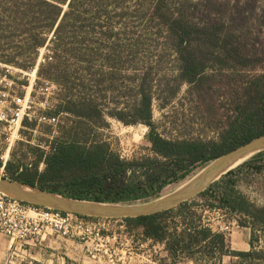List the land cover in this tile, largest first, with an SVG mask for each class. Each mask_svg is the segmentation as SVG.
Here are the masks:
<instances>
[{"label":"trees","instance_id":"16d2710c","mask_svg":"<svg viewBox=\"0 0 264 264\" xmlns=\"http://www.w3.org/2000/svg\"><path fill=\"white\" fill-rule=\"evenodd\" d=\"M136 20L147 24L140 34ZM154 29L163 37L157 52L146 47ZM43 48L36 85L41 80L57 91L56 103L40 115L66 122L46 141L49 152L28 146L33 162L7 163L4 177L13 181L79 200L146 203L264 135V72L253 73L264 67V0H0V63L32 71ZM218 77L230 80L233 109L217 137L163 135L153 120L154 101L165 109L184 86L191 98L202 97ZM108 119L145 125L150 155L125 159L100 140ZM23 126L28 135L38 118H25ZM261 174L264 151L176 208L122 220L133 241L162 246L159 264H222L228 257L230 264H264V248L257 247L264 240V203L241 190ZM205 210L236 215L251 230L250 249L233 250L227 235L204 224Z\"/></svg>","mask_w":264,"mask_h":264},{"label":"rangeland","instance_id":"374dc122","mask_svg":"<svg viewBox=\"0 0 264 264\" xmlns=\"http://www.w3.org/2000/svg\"><path fill=\"white\" fill-rule=\"evenodd\" d=\"M64 9L66 10L67 6ZM145 25L147 24H141V22L136 20L133 26L136 28L137 34H140L145 31ZM51 38H53V32L49 33L48 42H50ZM149 38L146 47L149 49L153 48L152 50L157 52V48L163 44V37H160V33L154 29L151 30ZM46 53L47 50L43 48L40 56H45ZM0 67L4 68L3 66ZM164 69L166 68L164 67ZM37 72L38 67L29 72H23L18 69L13 71V75L17 76L19 81L24 80L28 84L27 86H21L15 81V92L20 94L23 91L25 98L27 96V104L30 107L32 116H39L42 111L49 109L56 103V86L53 84L48 85L41 80L40 85H36L38 82ZM263 72L264 67L253 73ZM229 82L230 80L227 77L216 78V80L208 83L205 94L196 99L188 96V87L184 86L177 99L165 109L161 108L158 100H155L153 104V120L160 132L172 138L200 137L202 139H210L217 137V133L223 127L228 113L233 109L232 88L228 85ZM33 93L34 95H32ZM65 122L66 119L61 117L57 126H52L51 132L48 131L46 125L42 124L37 130L35 129L36 131H31L28 135L23 134L26 137L25 141H16L13 144L9 161L24 159L26 163L33 162L35 156L29 151L28 146L42 148L49 152L50 149L46 141L56 136L54 132L59 130V125L61 126ZM108 123V128L98 130V138L106 141L112 150L117 152L122 158L134 159L150 155V143L146 138L149 129L145 125L126 126L115 119H108ZM5 127L4 124L0 125V156L6 153L9 147L8 139L13 133V131H9ZM25 154L27 158H24ZM44 168L45 166L41 164L40 170ZM4 175L5 171L0 172V176L4 177ZM190 179L180 185L168 187L164 191L163 196L173 193ZM241 190L252 202L262 205L264 203V174L255 175L250 183H243ZM203 216L204 224L210 225L213 229L226 224L235 225L232 232L227 235L229 245L233 250L242 251L249 244L251 230L250 228L241 227L236 215L219 210H205ZM93 223L103 235L101 240L71 238L58 233L72 241H78V244H70L64 250L56 249L57 252L54 255V258L57 259L56 264H63V262L65 264H83L84 258L88 264H159L158 259L166 257L160 245H153L151 242L140 245V240L137 242L133 241V238L127 232L126 223L122 219H99L94 220ZM0 235H3V239H0V264H32L29 252H22L25 251V248L20 251L14 245L12 247L10 239L2 233ZM6 239L10 246L8 244L7 248H1L5 245ZM79 245H83V248ZM54 247L56 246L52 245L49 250L52 251ZM257 247L264 248V240H261ZM80 253L83 255L81 258H79ZM66 258H69L68 261ZM231 260L230 257L225 258L222 264H230ZM179 264L194 263L183 261Z\"/></svg>","mask_w":264,"mask_h":264},{"label":"built area","instance_id":"2783aa9c","mask_svg":"<svg viewBox=\"0 0 264 264\" xmlns=\"http://www.w3.org/2000/svg\"><path fill=\"white\" fill-rule=\"evenodd\" d=\"M45 62L46 57L39 56L37 67ZM0 66L5 69V73L0 75V125L4 124L9 131H13L8 139L9 147L6 153L0 156L2 162L0 172H4L9 162L11 147L16 141L23 142L26 139L22 133V130L26 129L23 126L25 118H38L36 130L42 124L57 126L59 118L44 115L32 116L27 104V96L25 98V95L16 93V82L8 77V74L13 75V71L17 69L1 63ZM93 221L71 213L26 205L0 193V233L10 239L12 247L14 245L20 251L27 241L43 237L49 230L71 238L101 240L103 235ZM234 226V224H226L214 230L229 235Z\"/></svg>","mask_w":264,"mask_h":264},{"label":"water","instance_id":"95a60500","mask_svg":"<svg viewBox=\"0 0 264 264\" xmlns=\"http://www.w3.org/2000/svg\"><path fill=\"white\" fill-rule=\"evenodd\" d=\"M264 151V135L216 159L171 194L140 204H113L68 198L0 176V193L32 206L96 219L150 216L194 199L222 176ZM237 165V166H236Z\"/></svg>","mask_w":264,"mask_h":264},{"label":"crops","instance_id":"0c3cea01","mask_svg":"<svg viewBox=\"0 0 264 264\" xmlns=\"http://www.w3.org/2000/svg\"><path fill=\"white\" fill-rule=\"evenodd\" d=\"M0 239H3V235H0ZM73 243H77L78 241L74 240H70L67 237H63L62 235H59L58 233H52L51 231L48 232L45 236L40 237V238H35L32 240H29L25 243L24 248H25V253L29 252V258L33 261H37L40 263H44V264H56L57 259H55L54 255L57 252L56 249H67L68 245L73 244ZM4 246L1 248H7L8 244L10 246V243L7 242V239L4 242ZM52 245H55L56 247H54L52 249V251H50L49 247H52ZM83 248V245H79ZM249 246V248H248ZM250 249V245L247 244L246 247L244 248V250L242 251H248ZM81 254V253H80ZM83 257V255L81 254L79 256V258ZM69 258H66V260H68ZM90 263V262H89ZM63 264H65V262H63ZM83 264H88V262L85 260H83Z\"/></svg>","mask_w":264,"mask_h":264},{"label":"bare ground","instance_id":"6f19581e","mask_svg":"<svg viewBox=\"0 0 264 264\" xmlns=\"http://www.w3.org/2000/svg\"><path fill=\"white\" fill-rule=\"evenodd\" d=\"M242 161H243V160H242ZM242 161L238 162V164H237V165L241 164V162H242ZM237 165H236V166H237Z\"/></svg>","mask_w":264,"mask_h":264}]
</instances>
